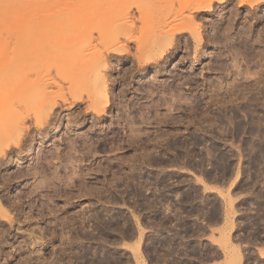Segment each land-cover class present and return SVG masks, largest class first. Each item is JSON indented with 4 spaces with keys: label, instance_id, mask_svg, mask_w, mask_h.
I'll return each instance as SVG.
<instances>
[{
    "label": "rangeland",
    "instance_id": "1",
    "mask_svg": "<svg viewBox=\"0 0 264 264\" xmlns=\"http://www.w3.org/2000/svg\"><path fill=\"white\" fill-rule=\"evenodd\" d=\"M189 3L0 0V264L157 263L206 209L264 245V0Z\"/></svg>",
    "mask_w": 264,
    "mask_h": 264
},
{
    "label": "crops",
    "instance_id": "2",
    "mask_svg": "<svg viewBox=\"0 0 264 264\" xmlns=\"http://www.w3.org/2000/svg\"><path fill=\"white\" fill-rule=\"evenodd\" d=\"M203 212V213H202ZM201 212V217L199 220H194V222L190 223L188 227L185 228L187 230V234L185 238H182L180 242L179 236H183L180 232H172L173 238L175 237L176 243L172 248H169L171 252H164L162 249L157 252L156 257L158 259L157 263L153 264H179L180 260H185L184 264H229L224 255V250L221 246L217 243L211 242L210 236V229L211 223L207 218L208 210H204ZM224 221V212L222 208L220 209V226L223 224ZM219 226V227H220ZM257 228L261 229V225L257 224ZM264 230V228H262ZM163 235L159 234V239H162ZM181 238V237H180ZM217 238V236L215 237ZM186 242V243H185ZM188 243V244H187ZM206 246H211L214 248L213 252L207 253L204 252L203 249ZM241 247V254L243 264H250L249 255L253 252L256 254V262L257 264H264V255L259 254V251L264 249V245H256V243L248 244L247 246L242 245ZM184 251L185 253L182 255L180 251ZM154 262V261H152ZM255 261L251 262L253 264Z\"/></svg>",
    "mask_w": 264,
    "mask_h": 264
},
{
    "label": "bare ground",
    "instance_id": "3",
    "mask_svg": "<svg viewBox=\"0 0 264 264\" xmlns=\"http://www.w3.org/2000/svg\"><path fill=\"white\" fill-rule=\"evenodd\" d=\"M213 1H216V0H191V3H189L188 4V12H190V13H198L199 11H203V10H206V11H210L211 10V4H212V2ZM217 1H219V2H221V1H223V0H217ZM152 4V3H151ZM145 5V4H144ZM148 5V4H147ZM157 5V4H156ZM187 5V4H186ZM155 6V5H154ZM153 6V8H154V10H158L159 8H160V6H155L154 7ZM163 6H164V3H163ZM149 9V8H148ZM185 9H187V8H185ZM144 10H146V9H144ZM151 10V9H150ZM153 10V9H152ZM161 10V9H160ZM183 10L184 9H182V12H183ZM148 11V10H147ZM187 11H184V12H187ZM156 12V11H155ZM184 15V14H183ZM182 16V15H181ZM189 16V15H188ZM191 18V17H190ZM190 20H192V19H190ZM194 20V19H193ZM168 21V20H167ZM169 22V21H168ZM191 22H193V21H191ZM164 23V22H163ZM165 23H166V21H165ZM159 24V23H158ZM160 25V24H159ZM164 25V24H163ZM161 26V25H160ZM159 26V27H160ZM166 26V25H165ZM179 26H180V24H179ZM130 27V26H129ZM180 27H182V26H180ZM179 27V28H180ZM178 28V30H177V32H179V30H181L182 28H180L179 29ZM161 29H162V27H161ZM184 29V28H183ZM155 30H156V28H155ZM182 31V30H181ZM156 32V31H155ZM175 32H176V30H175ZM176 32V33H177ZM159 33H161V32H159ZM154 36V35H153ZM157 36H158V34H157ZM154 37H156V36H154ZM154 37H152V38H154ZM159 37V36H158ZM169 37V36H168ZM160 38V37H159ZM158 38V39H159ZM171 38H172V35H171ZM171 38H169V39H171ZM157 39V37L155 38V39H151L152 40V44L153 45H155V43H154V41ZM161 39H163V37L161 36ZM173 39V38H172ZM172 39H171V43L173 44V41H172ZM6 40V39H5ZM164 40V39H163ZM167 40V39H166ZM175 40V39H174ZM158 41V40H157ZM160 41V40H159ZM168 41V40H167ZM167 41H165L166 43H167ZM6 42L7 41H4V44H6ZM156 42V41H155ZM165 42H162V43H164L165 44ZM8 43V42H7ZM157 43H161V42H157ZM170 43V40H169V42H168V44ZM7 45V44H6ZM156 46H159V44L158 45H156ZM168 46V45H167ZM170 47V46H169ZM159 48H160V46H159ZM163 48H164V46H163ZM162 48V49H163ZM166 49H167V47H166ZM8 50H9V48H8ZM7 52V48L6 47H1L0 48V58L5 54ZM159 52L161 53V51L159 50ZM160 53H158V54H160ZM105 78L102 76H100V78H99V82H98V86H97V89L95 90V94H94V96H93V101L95 100V101H97V102H102L103 103V105H104V107H106V106H108L109 105V103H110V99H109V97H108V90H107V84H106V82H105V80H104ZM92 101V102H93ZM91 105L92 106H89L90 107V109H92V111L93 110H95L96 112V114L98 115V113H102V111H103V109H101L99 106H95V102H93V104L91 103ZM97 105H98V103H97ZM52 107H54V105H52ZM52 107L50 108V109H52ZM91 107H93V108H91ZM102 107V106H101ZM103 108V107H102ZM24 125V124H23ZM25 126V125H24ZM20 127H23V126H20ZM25 128V127H24ZM24 128H20V129H22V131H24L25 129ZM26 131V130H25Z\"/></svg>",
    "mask_w": 264,
    "mask_h": 264
}]
</instances>
